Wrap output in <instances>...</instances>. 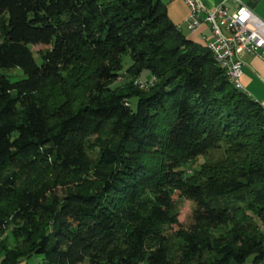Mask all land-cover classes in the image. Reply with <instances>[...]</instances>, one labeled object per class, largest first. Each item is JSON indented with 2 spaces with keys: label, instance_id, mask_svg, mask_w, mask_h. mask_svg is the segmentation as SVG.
<instances>
[{
  "label": "trees",
  "instance_id": "trees-1",
  "mask_svg": "<svg viewBox=\"0 0 264 264\" xmlns=\"http://www.w3.org/2000/svg\"><path fill=\"white\" fill-rule=\"evenodd\" d=\"M8 231L1 264H264V110L160 0H0Z\"/></svg>",
  "mask_w": 264,
  "mask_h": 264
},
{
  "label": "built area",
  "instance_id": "built-area-1",
  "mask_svg": "<svg viewBox=\"0 0 264 264\" xmlns=\"http://www.w3.org/2000/svg\"><path fill=\"white\" fill-rule=\"evenodd\" d=\"M189 14L185 20L186 29L193 33L203 23L210 26L211 38L207 41L220 57L219 68L227 77L239 82L242 77V61L239 56L247 54L264 58V22L258 19L240 0H224L214 8H203L198 0H184ZM226 3L236 8L228 12ZM201 14L204 16L201 18ZM155 80L141 85V90L152 87ZM243 88V87H242Z\"/></svg>",
  "mask_w": 264,
  "mask_h": 264
},
{
  "label": "crops",
  "instance_id": "crops-1",
  "mask_svg": "<svg viewBox=\"0 0 264 264\" xmlns=\"http://www.w3.org/2000/svg\"><path fill=\"white\" fill-rule=\"evenodd\" d=\"M174 0L167 4V14L171 21L177 25L181 33L186 32V38L191 40L203 41L202 38L209 40L211 38L210 26L203 23L195 32H189L185 27V20L188 17L189 10L185 7L182 13L176 11ZM184 1V0H183ZM203 8L210 10L222 3L224 0H198ZM258 19L264 22V0H240ZM178 2V1H176ZM184 5L186 6L185 2ZM187 7V6H186ZM229 13L235 11V6L226 3ZM204 16L201 14V18ZM207 42V41H206ZM242 61V77L240 78L243 91H245L252 99L261 105L264 110V58L242 54L239 56Z\"/></svg>",
  "mask_w": 264,
  "mask_h": 264
},
{
  "label": "rangeland",
  "instance_id": "rangeland-1",
  "mask_svg": "<svg viewBox=\"0 0 264 264\" xmlns=\"http://www.w3.org/2000/svg\"><path fill=\"white\" fill-rule=\"evenodd\" d=\"M167 8V4L169 1L171 0H160ZM178 1V2H176ZM173 2H175V9L177 12H179L180 14L182 13L183 8L185 7L187 9V7L184 5V1L183 0H174ZM183 35L186 37L187 34L186 32H183ZM191 40V39H189ZM193 42H195L196 44H199L201 46H206L209 49V43L206 41H198V40H191ZM46 48L42 47V46H32L31 47V51L36 59L37 62H39V58H38V53L44 51ZM132 64L131 58L128 54L123 55L122 56V71L121 73H125V71L127 70V68ZM8 78H10L11 81H15L18 80L22 77H24L23 73L21 70L19 69H14V70H9L7 72L4 73ZM152 80V75L149 71H143L140 75L139 78L134 82V85L141 90V85H143V83H148ZM120 82V81H119ZM118 85V82L115 83V86ZM145 91V90H142ZM130 104L132 106V108L134 109L135 104H136V99H131L130 100ZM200 162H202V160H200ZM175 201L177 202L179 209H180V215H179V222L181 224L182 227H188L192 221H191V214L192 211L194 210V205L193 203L183 200V199H177V197H175ZM224 230H219L218 232H216L215 234H220L223 233ZM6 236V240L8 242L9 245H11L13 243V238L11 236L10 231H8L6 234H2L0 233V240L4 239ZM4 257V252L0 253V264L1 261ZM42 263V257L41 256H33L29 259H25L23 260L20 264H41ZM243 264H259V263H255L253 261V256H249L246 261Z\"/></svg>",
  "mask_w": 264,
  "mask_h": 264
},
{
  "label": "bare ground",
  "instance_id": "bare-ground-1",
  "mask_svg": "<svg viewBox=\"0 0 264 264\" xmlns=\"http://www.w3.org/2000/svg\"><path fill=\"white\" fill-rule=\"evenodd\" d=\"M209 50L210 52L212 53V56L215 60V62L218 64H220V57L219 55L217 54L216 50L212 49V46L209 44ZM230 79V82L239 90H242L243 91V88L240 86L239 82L235 81V79L233 77H229Z\"/></svg>",
  "mask_w": 264,
  "mask_h": 264
}]
</instances>
